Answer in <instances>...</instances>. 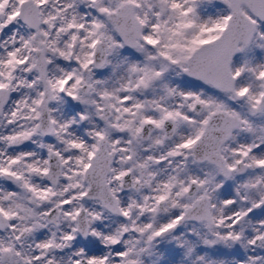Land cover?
<instances>
[{"label":"snow or ice","instance_id":"snow-or-ice-1","mask_svg":"<svg viewBox=\"0 0 264 264\" xmlns=\"http://www.w3.org/2000/svg\"><path fill=\"white\" fill-rule=\"evenodd\" d=\"M0 264H264V0H0Z\"/></svg>","mask_w":264,"mask_h":264}]
</instances>
